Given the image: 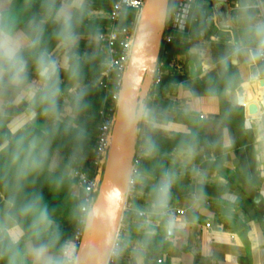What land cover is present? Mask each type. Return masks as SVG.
<instances>
[{
    "label": "crops",
    "instance_id": "1",
    "mask_svg": "<svg viewBox=\"0 0 264 264\" xmlns=\"http://www.w3.org/2000/svg\"><path fill=\"white\" fill-rule=\"evenodd\" d=\"M36 0H0V9L14 13L16 32L26 46L27 87L0 93V129L12 139L36 147L50 158V168L67 174V192L79 197L74 167L64 161L48 133L56 124L75 125L71 105L82 87L70 75L71 57L86 54L105 27L113 0H60L52 14L34 10ZM263 1V0H262ZM259 0H202L193 11L186 52L174 65L185 76L176 92L146 97L148 109L167 117L158 127L192 134L197 140L171 154L161 184L170 185L166 203L187 211L174 217H126L127 231L119 264H264V63L256 56V29L264 24ZM75 45L62 46L65 27ZM55 61V106L45 98L37 63ZM48 102L47 106L44 104ZM144 109V106L142 107ZM1 149V146H0ZM138 207L155 212L160 185L143 175ZM12 202L0 190V240L8 234L21 241L25 231L11 215ZM162 259V261H159ZM47 249L28 246L24 264H54Z\"/></svg>",
    "mask_w": 264,
    "mask_h": 264
},
{
    "label": "trees",
    "instance_id": "2",
    "mask_svg": "<svg viewBox=\"0 0 264 264\" xmlns=\"http://www.w3.org/2000/svg\"><path fill=\"white\" fill-rule=\"evenodd\" d=\"M59 3L60 0H36L34 10L49 15ZM173 6L174 0H171L170 11ZM68 23L74 24L73 21ZM51 25L58 31L65 27V24L55 22ZM187 48L184 36H178L167 46V52L165 49L161 51L159 61L163 64L164 76L151 90L152 95L157 98L166 96L176 92L179 84L184 83L185 76L173 61ZM104 61L103 44L99 40L91 43L86 54L71 57L69 74H75L82 84L77 95L71 99L76 114L75 125L56 124L48 133L41 132L43 137L51 138L55 146L62 150L66 163L74 168H84L91 174H94L91 159L95 155L97 128L102 121L100 111L109 99V94L100 85L94 84V79L105 68ZM148 114L158 122L167 119L151 107ZM196 140L189 133L169 132L158 126L144 127L140 142L147 154L141 165L142 174L155 176L157 184L161 186L160 181L166 176V167L171 159V154H165V151L187 147ZM0 146V190L12 202L11 215L25 231L21 241H14L8 234L0 240V264H24L28 246L49 250L56 264L63 246L75 231L80 197L67 192L70 177L52 170L47 155L41 154L36 147L12 139L10 130L5 126L0 129ZM138 188L146 193L152 190V187L141 182ZM142 198L140 194L137 201ZM146 221L149 230L158 228L156 217L146 218Z\"/></svg>",
    "mask_w": 264,
    "mask_h": 264
},
{
    "label": "built area",
    "instance_id": "3",
    "mask_svg": "<svg viewBox=\"0 0 264 264\" xmlns=\"http://www.w3.org/2000/svg\"><path fill=\"white\" fill-rule=\"evenodd\" d=\"M199 1L202 0H174V6L164 24L161 51L165 49V52H167L168 45L173 43L178 36L183 37L188 33L194 7ZM145 2L146 0H113L108 14V21L105 27L97 34V40L103 44L105 68L94 79V84L100 85L109 94V99L107 105L100 111L102 121L97 128L95 155L91 159L94 174L84 168L75 169L76 184L80 190L81 204L76 214L75 231L63 246L60 259L68 251L74 250L76 256L78 255L86 224L91 217L111 144L118 103L134 44L139 17ZM257 6L264 15V1L259 0ZM259 58L264 63V56ZM163 76V64L158 61L151 90L156 88L162 81ZM146 97L140 99L138 109L136 136L139 144L131 171L124 215L107 264H117L118 258L121 256L127 231L125 220L128 215L146 219L153 217V215L174 217L187 211L185 208L169 202L165 203L163 207H159L155 212L136 205L137 198L140 195L138 185L143 175L141 165L147 154L145 146L140 142V134L144 127L158 126L159 123L148 114V108L145 107L147 106L145 104ZM148 97L149 99L157 98L156 95L151 93H149ZM143 106L144 109H142ZM159 261H162V259Z\"/></svg>",
    "mask_w": 264,
    "mask_h": 264
},
{
    "label": "water",
    "instance_id": "4",
    "mask_svg": "<svg viewBox=\"0 0 264 264\" xmlns=\"http://www.w3.org/2000/svg\"><path fill=\"white\" fill-rule=\"evenodd\" d=\"M171 0H146L123 81L111 144L99 191L88 220L77 264H107L127 199L132 167L138 150L140 99L151 92L163 42V28Z\"/></svg>",
    "mask_w": 264,
    "mask_h": 264
},
{
    "label": "clouds",
    "instance_id": "5",
    "mask_svg": "<svg viewBox=\"0 0 264 264\" xmlns=\"http://www.w3.org/2000/svg\"><path fill=\"white\" fill-rule=\"evenodd\" d=\"M256 37L258 40L256 56L261 57L264 56V24L257 27ZM75 42V37L66 19L65 32L61 42L62 46L70 48L75 45ZM25 46V39L16 32V19L14 13L0 9V93H2L5 88L17 92L26 89V62L21 54ZM37 73L43 82V86L49 90L45 98L54 107L56 89L53 82L57 73L55 61L41 57L37 63ZM169 187L170 185L167 183L161 185L157 206L163 207L165 205ZM77 261L78 258L73 250L66 252L56 264H77Z\"/></svg>",
    "mask_w": 264,
    "mask_h": 264
},
{
    "label": "rangeland",
    "instance_id": "6",
    "mask_svg": "<svg viewBox=\"0 0 264 264\" xmlns=\"http://www.w3.org/2000/svg\"><path fill=\"white\" fill-rule=\"evenodd\" d=\"M136 133H137V131H136Z\"/></svg>",
    "mask_w": 264,
    "mask_h": 264
}]
</instances>
